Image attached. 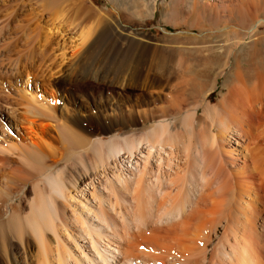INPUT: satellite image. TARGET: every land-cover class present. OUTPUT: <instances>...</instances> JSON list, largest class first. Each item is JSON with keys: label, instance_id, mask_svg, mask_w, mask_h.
<instances>
[{"label": "bare ground", "instance_id": "6f19581e", "mask_svg": "<svg viewBox=\"0 0 264 264\" xmlns=\"http://www.w3.org/2000/svg\"><path fill=\"white\" fill-rule=\"evenodd\" d=\"M56 1L47 0V4L56 5ZM138 1L135 12L146 18L150 9L144 0ZM191 8L186 19L174 23L187 30L190 53L159 51L150 61L142 50L125 71L124 83L141 84L143 90L164 86L170 93L175 79L188 78L184 100L189 108L181 122L184 135L173 132L163 119L145 137L126 140L124 149L106 141L107 155L103 159L98 150L95 157L107 162L92 168L83 163L77 148L87 141L91 149L101 147L98 130L81 128L83 136L51 122L40 128V134L32 130L42 143L58 134L74 161L80 159L81 168L76 170L72 163L73 172L66 168L51 172L58 161L53 153L50 157L49 146L34 141L31 134L20 152L29 179L12 175L8 192L0 191V264H17L11 250L14 245L25 253L28 263L37 264H264V0H193ZM175 10L163 13L174 21ZM111 22L107 15L98 19L93 34H83V40L101 28L94 43L135 42L131 30ZM33 50L25 56L34 54ZM218 79H222L219 99L211 105ZM180 105L172 111L180 113ZM30 109L32 119L54 117L51 110ZM28 111L26 116L22 113L24 118ZM81 114L90 118L86 109ZM158 114L166 116L147 111L140 118L149 122ZM178 152L187 168H179ZM2 155L0 169L13 162ZM27 179L32 180L34 196L27 200L24 213L16 209L17 203L8 205L15 201L9 192L28 183ZM161 185L174 190L173 198ZM156 197L168 203L162 204L161 199L156 203ZM219 227L228 244L225 248L220 244L222 260L218 262L219 257L216 263L208 259L207 249L220 233ZM33 246L36 252L29 254L27 249Z\"/></svg>", "mask_w": 264, "mask_h": 264}, {"label": "rangeland", "instance_id": "374dc122", "mask_svg": "<svg viewBox=\"0 0 264 264\" xmlns=\"http://www.w3.org/2000/svg\"><path fill=\"white\" fill-rule=\"evenodd\" d=\"M136 1L138 0H57L56 5L50 6L47 4V0H0V155L3 153L13 161L7 164L4 163L6 166L3 165V168L0 169V191L8 192L6 189L9 187L8 178L12 175L16 178L20 176L26 178V170L22 166L24 158L20 153L21 148L28 144L30 141L28 138L33 134L36 137H33L34 141L38 142L40 140L39 143H42V140L32 130L40 134V128L45 124H49V122L57 127L64 125L69 129H76V133L79 132V134L82 133L85 127L92 131L98 130L97 132L103 142L100 145L101 147L97 146L95 150L91 149L92 147H89L90 143L87 141L77 148V151L82 154L83 163L92 166V168L100 167V165L102 166L107 162V160L100 161L102 163L100 164L96 157L99 153L98 156H103L104 159L107 155L109 141L112 140L114 144H118L124 149L126 140L134 141L145 137L147 131L162 122L163 119L170 123V129L173 132L184 135L181 122L185 111L189 108L184 100L188 98L186 91L188 78L175 79L172 82L174 92L170 93L168 88L165 89L164 86L143 90L140 89L143 86L141 84L138 87H132L126 86L124 83H126L127 74L125 71L132 65L134 57L139 55L142 50L147 52V59L150 61L156 59L159 51H163L165 54L181 51L187 54L190 53L188 41L185 39L186 34H184L187 30L174 23L177 21V23H180L187 11V15L189 11H193L191 8L193 0H144L150 9L149 13H146L148 15H146V18L135 12L137 8ZM48 6L51 8L49 9ZM177 6L178 10L176 9ZM168 8L172 11L176 9L174 12L177 13L174 15L179 19L176 16L174 21L170 17L166 18L169 14L165 16L163 11L166 12ZM53 10L54 12H52ZM99 14L100 16H98ZM105 15H107L109 22H114V24L111 22L113 26L117 22L116 25L125 26L131 30L135 34V42L127 43L125 41L126 43H124V41L112 39L104 44L94 43V37L98 33V35L102 33L101 28H96V34L84 41V36L89 31L93 34L98 19L103 18ZM187 15L184 19L187 18ZM55 16L57 17L55 18ZM166 20L170 21L167 22ZM57 29H59L58 33ZM26 31L28 36H25ZM83 34L84 36H82ZM30 48L35 50L34 54L30 52V54H33L31 55L32 59L27 58L30 54L25 56L28 51H31ZM43 53L45 55H41ZM26 72L28 76H26ZM221 84L222 79H218L217 88L210 97L211 105L216 104L219 99ZM179 102L181 103L180 113L173 112L172 109H175ZM30 108L44 109L49 112L51 110L50 113L54 117L51 121L50 119L48 121L46 117H33L32 119V117L30 118L31 115L28 114ZM85 109L87 112L89 111V119L81 114ZM26 110L28 111V117L24 118ZM147 111L164 112L166 116L158 114L152 121L150 119L149 122H146L143 118H140V115L146 114ZM199 114H202L201 109ZM57 135L54 133V140V137L44 138V140H47L45 142L48 143L43 142L44 146L45 144H47L46 147L49 146L50 151L48 148L46 149L49 151L50 157L53 153L52 158L58 161L57 164L51 166V172L65 171V168L72 171V165H75L76 170L80 169V159L74 161L75 156L70 153L72 151L66 148L62 139H60L61 137ZM33 139L31 138V141ZM106 141L108 144H106ZM84 144H88V148ZM85 148L90 149L85 150ZM95 151H98L96 152L97 155ZM177 155L176 160L178 159L177 163L180 164L178 165L179 168L185 167L186 160L184 156L179 152ZM92 159H95L96 163ZM18 167L22 169L20 170ZM185 168L182 170H186ZM27 178L29 179V176ZM27 182L26 185L21 184L22 187L19 186L17 189H13V192H9L11 193L10 196L15 198V201L12 202L13 204L8 205L14 207L17 203L16 209H21L24 213L28 211L27 200L32 199L34 196L30 188L32 180ZM40 184V187L45 188L42 183ZM161 187L166 192H170V188H167V190L164 188L165 186L161 185ZM173 192L174 190L171 189V196L169 193L166 194L173 198ZM16 195L17 197H15ZM158 199L156 197V203H158ZM163 201L165 202V200ZM130 205L134 209L135 204L131 203ZM4 209L5 207L2 208V210ZM219 232L217 237L214 236L213 240L209 244L207 243L210 248L207 244L205 245L209 248V250L207 249L208 259H213L214 262L221 256L219 253L223 248L221 245H225V248L228 244L226 239L222 237V227ZM202 245L201 242L200 246ZM11 250L17 264L28 263L27 256L16 245L12 246ZM27 251H29V254H35L36 249L33 246L28 248ZM221 260L222 257L218 262ZM218 262L216 261V263Z\"/></svg>", "mask_w": 264, "mask_h": 264}]
</instances>
